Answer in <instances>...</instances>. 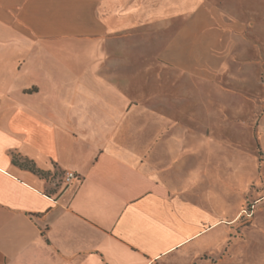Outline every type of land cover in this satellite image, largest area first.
I'll list each match as a JSON object with an SVG mask.
<instances>
[{
	"label": "crops",
	"instance_id": "obj_1",
	"mask_svg": "<svg viewBox=\"0 0 264 264\" xmlns=\"http://www.w3.org/2000/svg\"><path fill=\"white\" fill-rule=\"evenodd\" d=\"M215 1L0 0V264H264V228L237 225L229 167L245 162L218 112L204 133L135 63L140 40L183 77H212L236 39L264 56V0L224 17ZM257 133L264 152L260 118Z\"/></svg>",
	"mask_w": 264,
	"mask_h": 264
},
{
	"label": "rangeland",
	"instance_id": "obj_2",
	"mask_svg": "<svg viewBox=\"0 0 264 264\" xmlns=\"http://www.w3.org/2000/svg\"><path fill=\"white\" fill-rule=\"evenodd\" d=\"M212 5L219 8L220 17L226 15L228 6L232 8L227 0H218ZM178 28V21H171L170 35L177 33ZM156 36L161 37L162 33H156ZM158 39L154 36L156 49L162 46V40ZM137 42L140 52L135 57V63L140 67L142 64L154 65L156 69L153 89L155 93L163 92L165 80L172 95L178 99L181 97V106H186L188 116L191 112L198 113L197 120L200 125L202 124L204 133L209 123L208 111L213 110L211 113L215 120L218 112L219 141L227 140V143L234 147L236 158L239 156L245 162L240 164L238 161L233 168L229 167L230 172L233 171L236 175L235 187L240 188L243 193L242 198L235 196L233 204L234 213L240 210L237 225L240 228L246 226L255 215V225L264 228V152L259 148L257 133V120L264 113V66L260 65L264 61V56H259L258 50L254 47L257 41L249 44L236 39L232 48L222 51L227 53L233 50L234 55L220 52L219 71L213 73L212 77L209 74L205 77L193 73L183 77V73L180 75L173 70L163 71V65L156 56H146L141 52L146 49L147 42L141 40ZM220 45H224V42ZM179 80L182 87L178 90L174 86ZM185 124L192 128L195 122L187 121ZM227 134L229 138H226ZM200 140L206 143L207 139L204 136Z\"/></svg>",
	"mask_w": 264,
	"mask_h": 264
},
{
	"label": "trees",
	"instance_id": "obj_3",
	"mask_svg": "<svg viewBox=\"0 0 264 264\" xmlns=\"http://www.w3.org/2000/svg\"><path fill=\"white\" fill-rule=\"evenodd\" d=\"M13 163L15 165H18L20 167H23V168H26V169L30 170L34 174H37V175H40V176H48V174L41 173L38 169L35 168V166L31 162H29L27 160L20 159V158H17V157H13Z\"/></svg>",
	"mask_w": 264,
	"mask_h": 264
},
{
	"label": "built area",
	"instance_id": "obj_4",
	"mask_svg": "<svg viewBox=\"0 0 264 264\" xmlns=\"http://www.w3.org/2000/svg\"><path fill=\"white\" fill-rule=\"evenodd\" d=\"M260 121L262 128L264 130V113L260 116ZM77 178V175L74 172L68 171L65 173L63 177V182L65 185H70L73 181H75Z\"/></svg>",
	"mask_w": 264,
	"mask_h": 264
}]
</instances>
